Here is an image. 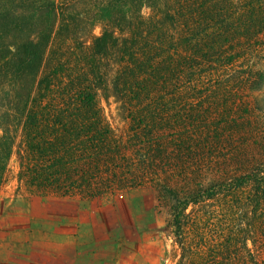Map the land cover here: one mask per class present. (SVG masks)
Masks as SVG:
<instances>
[{
  "label": "rangeland",
  "instance_id": "rangeland-1",
  "mask_svg": "<svg viewBox=\"0 0 264 264\" xmlns=\"http://www.w3.org/2000/svg\"><path fill=\"white\" fill-rule=\"evenodd\" d=\"M52 1L76 4L85 17L86 2ZM138 1L146 22L158 15L165 22L149 32L172 41L152 47L160 52L158 84L129 96L115 81L123 62L114 51L89 85L96 90L89 110L75 95L69 103L43 101L48 109L71 104L64 115L80 129L65 145L66 171L49 185L27 182L30 171L48 169L25 154L20 127L11 128L0 264L56 256L73 237L106 247V264H264V177L257 175L264 170V24L247 12L251 2L264 12V0ZM101 27L82 25L81 46L53 44L48 60L55 65L79 50L72 57L82 72L80 55ZM6 94L0 90V124L14 126Z\"/></svg>",
  "mask_w": 264,
  "mask_h": 264
},
{
  "label": "trees",
  "instance_id": "trees-1",
  "mask_svg": "<svg viewBox=\"0 0 264 264\" xmlns=\"http://www.w3.org/2000/svg\"><path fill=\"white\" fill-rule=\"evenodd\" d=\"M81 1L88 4L85 17L74 11L76 4L62 7L52 0H0V90H7L6 100L11 106L13 119H18L14 126L13 123L0 124V186L5 181L12 153V132H17V129L11 130L12 127H20L25 154L36 155V162H44L45 169H48L36 173L30 171L32 175L27 176L30 185H49L66 171L65 145L69 144L70 135L80 129H73L70 119L64 115L70 112L71 104L48 109L43 101L57 97L69 103L75 95L82 99V109L89 110L88 105L96 91L89 85L95 77H103L101 61L111 52L115 51L121 57L123 63L115 81L129 96L138 94V90L151 91L159 82V68L155 65H158L156 57L160 52H156V48L158 44L169 46L172 41L165 34L160 37L149 31L165 28L162 16L146 22L140 14L142 4L135 0ZM248 6V14L264 24L260 18L264 15L260 9L262 6L254 2ZM97 23L102 26L101 34L95 36L88 51L80 55L79 59L86 62L82 72L73 59L81 54L79 50L70 52L63 61L59 58L55 65L50 63L49 49L53 44L68 42L81 46L77 37L81 26L92 29ZM205 45L211 43L205 42ZM49 116L53 117L50 121ZM257 175L263 178L264 170ZM179 212L174 216L175 225ZM188 264L216 263L197 259Z\"/></svg>",
  "mask_w": 264,
  "mask_h": 264
},
{
  "label": "crops",
  "instance_id": "crops-1",
  "mask_svg": "<svg viewBox=\"0 0 264 264\" xmlns=\"http://www.w3.org/2000/svg\"><path fill=\"white\" fill-rule=\"evenodd\" d=\"M78 238L73 237V242L70 241V244L65 243L59 246V252L56 256H49L46 253L40 256H34L29 258V264H106V254L108 253L106 247L97 248V244L93 243L88 246H81L78 242ZM81 247H80V246ZM61 248L63 250H61ZM97 252L98 256H95ZM40 257V258H38ZM107 259V258H106Z\"/></svg>",
  "mask_w": 264,
  "mask_h": 264
}]
</instances>
